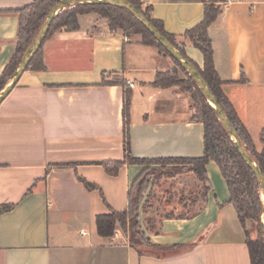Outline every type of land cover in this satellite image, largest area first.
<instances>
[{
    "label": "crops",
    "instance_id": "crops-1",
    "mask_svg": "<svg viewBox=\"0 0 264 264\" xmlns=\"http://www.w3.org/2000/svg\"><path fill=\"white\" fill-rule=\"evenodd\" d=\"M210 0H142L164 30L177 37L189 60L204 67V56L184 34L204 19ZM34 0H0V76L12 59L19 16ZM209 27L214 63L223 93L264 155V0L221 4ZM111 31L92 12L79 17V28L54 32L42 49L43 71H26L0 105V264H252L246 230L219 167L207 166L212 191L206 204L197 199L191 219H163L155 245H192L188 251L140 256L119 230L113 238L97 233L96 217L127 211L129 194L144 168L125 164L117 176L101 165L123 162L125 89L104 85L132 83V155L139 159L200 158L204 126L192 122L188 93L156 88L158 73L175 68L171 58L147 46L141 35ZM79 178L94 184L89 191ZM202 185L190 172L171 178ZM4 206H14L2 211ZM202 207V209H201ZM194 208V207H193ZM143 227H146L143 224ZM256 239L254 225L249 226Z\"/></svg>",
    "mask_w": 264,
    "mask_h": 264
},
{
    "label": "trees",
    "instance_id": "trees-1",
    "mask_svg": "<svg viewBox=\"0 0 264 264\" xmlns=\"http://www.w3.org/2000/svg\"><path fill=\"white\" fill-rule=\"evenodd\" d=\"M59 1L61 0H34L32 4L23 9L13 11L19 16L17 42L14 55L6 66L3 74L0 76V92L6 87L7 83L14 75L26 51L38 36L48 14ZM127 1L136 6V8L139 9L150 20V22L186 56L184 49L181 48L177 42V37L168 34L164 30L162 23L153 18L152 7L148 6L144 8L142 0ZM222 2H224V0H210L206 3L203 21L193 29L188 30L183 38L189 41L203 54L204 67L202 69L194 62L190 61L195 65L207 82L217 101L237 131L244 148L251 156L252 160L264 172V155L259 154L256 151L250 134L240 121L231 102L223 93L222 86L224 85V82L220 79L214 63V51L208 30L222 13L220 5ZM92 12L105 18L108 21L109 29L111 31H121L127 36L141 35L142 41L145 45L155 47L161 55L173 60L175 68L170 72L158 73L153 86L156 88H169L175 86L182 92L188 93L195 111L191 120L192 122L200 123L204 126V155L200 158H164L147 160L134 157L131 152L129 134L132 91L130 90L129 85L127 86L123 80L117 78L110 81L107 79L106 75H104V85H118L125 89L123 118L126 136V156L123 162H105L101 165L110 176H117L119 169L125 164L140 166L147 163L173 164L174 166L183 168L178 170V174L190 172L197 177L202 185V189L195 194L198 196L195 200L197 201V199H201L203 203L206 204L208 201V194L212 191V186L208 179L207 166L211 162H214L219 167L221 174L226 181L230 193L229 204L236 209L240 223L246 230V244L249 249L251 263L264 264V234L261 223L264 203L261 195L262 189L255 174L246 165L238 153L232 143L228 131L220 122L197 82L174 58L171 57L168 51L149 33L139 19L128 10L120 7L111 5L81 4L63 11L55 18L45 41L59 29L65 28L68 30H77L79 28V17ZM127 32H129V35ZM43 45L30 62L26 71H43L46 69L42 61ZM79 180L89 191L98 189L96 185L91 184L84 179L79 178ZM144 180L143 176H140L134 182L129 194V207L127 211L117 212L110 209L109 213L96 217L98 235L102 238H113L119 230H122L126 235L129 234V244L140 256L144 254H152L161 258L192 249L194 244L169 247L155 245L151 242L149 237H146V232L142 230L140 213L141 202L144 195ZM136 186H138L136 189L137 191L134 193ZM13 207L14 206H4L2 211H9L13 209ZM197 215L198 213H195L188 217L179 218L191 219ZM170 218L173 217H166L165 219ZM149 223H151V221H148V224ZM250 225H256L257 227L258 237L256 239H252L250 236L248 229ZM147 231H149V229H147ZM158 232L159 229L155 233ZM142 244H148V248L150 249L141 251L138 247Z\"/></svg>",
    "mask_w": 264,
    "mask_h": 264
},
{
    "label": "water",
    "instance_id": "water-1",
    "mask_svg": "<svg viewBox=\"0 0 264 264\" xmlns=\"http://www.w3.org/2000/svg\"><path fill=\"white\" fill-rule=\"evenodd\" d=\"M81 4H90V5H111L120 7L131 12L135 17L139 19V21L143 24V26L149 31V33L168 51L172 58H174L188 73L193 79L197 82L202 92L207 98V101L215 111L218 116L220 122L228 131L232 143L237 149L238 153L246 163V165L253 171L255 174L260 187L262 189L263 197H264V172L262 169L252 160L251 156L248 154L246 149L244 148L242 141L235 130L234 126L230 122L228 116L224 112L223 108L217 101L210 87L208 86L205 79L202 77L198 69L195 65L180 51L178 50L151 22L150 20L127 0H61L58 4L50 11L48 14L45 23L43 24L38 36L35 38L34 42L30 45L28 50L26 51L20 65L15 71L12 78L7 83L6 87L0 92V105L4 102V100L9 96V94L14 90L17 86L20 78L26 72L30 62L33 60L35 55L41 49L51 27V24L55 20V18L61 14L63 11L67 9L74 8L77 5ZM264 203V199H263ZM262 230L264 234V209L262 214Z\"/></svg>",
    "mask_w": 264,
    "mask_h": 264
},
{
    "label": "rangeland",
    "instance_id": "rangeland-1",
    "mask_svg": "<svg viewBox=\"0 0 264 264\" xmlns=\"http://www.w3.org/2000/svg\"><path fill=\"white\" fill-rule=\"evenodd\" d=\"M142 167L144 170L141 176L145 179V185L140 213L142 230L146 232V237H149L147 233H155L159 229V223L162 219L166 217L178 218L192 215L190 211L198 209L196 206L198 202L195 200L198 197L195 195L198 191L189 189L185 181L178 183L171 179L178 175V170L183 169L181 167L174 166L173 164L150 163ZM137 187L134 189V193H136ZM261 195L263 199V194L261 193ZM148 221H151V223L148 224ZM143 224L146 229L143 227ZM254 228L256 229L255 235L257 238L258 232L256 225H254ZM147 229H149L148 232L146 231ZM126 237L129 242V234ZM148 247V244H142L138 249L146 251L150 249Z\"/></svg>",
    "mask_w": 264,
    "mask_h": 264
},
{
    "label": "built area",
    "instance_id": "built-area-1",
    "mask_svg": "<svg viewBox=\"0 0 264 264\" xmlns=\"http://www.w3.org/2000/svg\"><path fill=\"white\" fill-rule=\"evenodd\" d=\"M234 1L235 0H225V5H229V4L233 3ZM124 39H125L126 42L129 41L127 35H125ZM128 85H129L130 88L134 87V85L132 83H128Z\"/></svg>",
    "mask_w": 264,
    "mask_h": 264
},
{
    "label": "bare ground",
    "instance_id": "bare-ground-1",
    "mask_svg": "<svg viewBox=\"0 0 264 264\" xmlns=\"http://www.w3.org/2000/svg\"><path fill=\"white\" fill-rule=\"evenodd\" d=\"M263 199H264V197H263Z\"/></svg>",
    "mask_w": 264,
    "mask_h": 264
}]
</instances>
